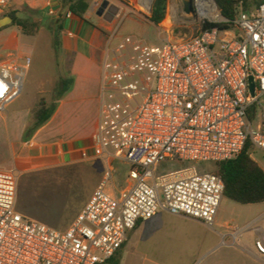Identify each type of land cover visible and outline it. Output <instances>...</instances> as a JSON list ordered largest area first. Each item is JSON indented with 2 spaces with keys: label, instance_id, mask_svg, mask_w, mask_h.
<instances>
[{
  "label": "built area",
  "instance_id": "obj_1",
  "mask_svg": "<svg viewBox=\"0 0 264 264\" xmlns=\"http://www.w3.org/2000/svg\"><path fill=\"white\" fill-rule=\"evenodd\" d=\"M191 2L192 14L182 4L168 7L170 28L225 22L214 0ZM0 9L13 11L14 0H0ZM164 33L160 45L125 36L104 62L93 149L126 161L130 184L109 193V169L70 228L57 231L17 210L20 174L0 168V264H106L140 222L161 211L214 227L225 183L199 165L235 160L248 142L264 153V4L246 12L241 2L231 29L191 38ZM31 62L0 64V111L21 95ZM163 163L178 169L159 173ZM228 227L236 243L242 234ZM255 248L264 256V234Z\"/></svg>",
  "mask_w": 264,
  "mask_h": 264
},
{
  "label": "crops",
  "instance_id": "obj_2",
  "mask_svg": "<svg viewBox=\"0 0 264 264\" xmlns=\"http://www.w3.org/2000/svg\"><path fill=\"white\" fill-rule=\"evenodd\" d=\"M106 1L115 10L112 15H109L108 11L105 13L100 11ZM113 1L116 2L115 6L112 5ZM50 2L54 15L49 14ZM124 2V0H102L97 6L96 0H91L90 9L82 19L70 13L62 0H14L13 11L20 12V15L27 10L39 12L40 15L35 16L34 19L48 31L46 18L65 17L62 32L63 48L65 55L73 54L74 56L71 74L75 77V84L72 91L59 102L51 120L28 140H24V136L31 122L32 112L37 107L41 96L46 95V89H39L33 96L23 89L21 95L9 104L5 111H0V168L14 169L20 175L66 167L70 169L69 166L83 161L81 153L86 150L91 154L88 162L99 167L82 200L75 202L73 195H69L65 202L64 200L59 203L52 202L56 210L53 213L56 215L55 218L46 216L41 211L51 206L47 198L39 195V197L27 199L26 206H21V201L17 200V210L20 213L50 228L57 227L53 226L54 222L61 225L62 231L70 228L88 203L93 188L100 184L107 170L113 168L117 160L107 155L102 157L95 155L93 137L100 119L99 92L104 62L111 50L115 49V46L125 37L119 35L121 27L115 31L112 30L115 20L126 9ZM8 13L0 9V19ZM128 20L134 27L142 28V23L139 21L132 18ZM39 35L40 30L36 36H26L17 26L9 25L1 28L0 51L2 53L17 52L18 58L24 56L23 52L29 51L27 57L31 58L32 52L38 46ZM15 62L18 63V61ZM91 102H96V106H91ZM79 171L84 180L93 173L92 170L85 168ZM108 191L114 195L120 194L112 188H108ZM68 201L69 203L73 201L72 204L77 208L71 209L73 216L66 217L64 207L69 206ZM257 206L260 212L253 220L257 224L253 228V233L249 234L247 226L238 229L242 235L238 237L236 243L233 242V232L228 227L229 223L218 220V216L214 227H209L201 221L164 212L165 218L160 219L155 225H148L142 229L141 240L145 250L149 251L157 245L159 252L163 255L158 263L149 261V264H264V256L260 255L255 248L256 238L264 234V204H257ZM49 219L55 221L51 223ZM153 219L140 222L129 234L122 251L121 264H126L124 256L133 236L145 222H151Z\"/></svg>",
  "mask_w": 264,
  "mask_h": 264
},
{
  "label": "rangeland",
  "instance_id": "obj_3",
  "mask_svg": "<svg viewBox=\"0 0 264 264\" xmlns=\"http://www.w3.org/2000/svg\"><path fill=\"white\" fill-rule=\"evenodd\" d=\"M124 1L126 9L115 20L112 27L113 31L121 27L119 35L122 37L126 35H134L145 40L151 45H160L166 39V34L164 33L165 31L169 30V32L175 38H191L199 31L197 25H192L187 21L170 28L168 17L161 26H155L149 20L151 11L144 9L143 7L145 0ZM152 2L154 3V0ZM96 5L99 6L97 1ZM112 5L115 6L116 2L113 1ZM174 5L180 7L181 0L168 1V7ZM129 18L135 19L142 23V28L134 27L132 22L128 20ZM38 39V46L31 55V67L27 70L23 89H25L27 93L31 94L32 96L33 94L37 93L39 89H46L47 92L44 96L48 100L49 104H51L57 101L54 91L60 77L71 74L74 56L73 54H64L59 59L56 57L52 46V35L50 31L46 30L45 26L40 27V35ZM28 53L29 51L23 52L22 55L24 56L22 58H18L17 52L2 53L0 51V64L15 61L24 64ZM261 103L264 108V97H262ZM90 105L96 106V102H91ZM260 113L261 112L259 111V114ZM254 127L256 128V124H254ZM250 153L252 158L264 169V153L257 151L254 148H251ZM199 166L201 171H213L215 173L218 172L217 164H201ZM69 167L70 169L66 167L61 169L33 172L27 175H20L18 184V202L21 201V206H26L28 203L26 201L34 197H39V195L43 198H47L48 203H51V206L49 208H43L41 211L46 216L50 215L51 218H55L56 215L53 213H55L56 210L52 202L55 201V203H59L62 200L65 202V200L67 201L66 198H68L69 195H73L75 202L82 200L90 188V185L92 184L93 177L98 173L99 167L94 166V164L89 163L88 161H80ZM84 168L93 171V173L89 176L91 178L88 177L87 180L82 179V174L79 173V169ZM110 169L113 171L114 178L113 182L110 183L108 188H112L117 192H121L124 187L130 184V180L128 178L130 165L122 159H117L114 162V167ZM175 169H178L177 165L163 163L160 166L159 173H167ZM97 187H94L91 193ZM72 202L73 201L69 203L68 201L69 206H66V208L64 207V209H66V217H68V215L73 216L71 215L73 212L71 209L74 208L76 210L77 208L74 204H72ZM256 207L258 206L237 204L224 198L219 208L218 220L222 221L223 223L234 225L239 230L247 226V228L249 227V234H252L253 228L255 225H257L253 220L260 212ZM165 215L166 214L164 212H160L159 215L156 216L151 222H145L144 226H142L133 236L129 243L127 253L124 256L126 264H149V261L158 263L159 259L162 258L163 255L159 252L157 245H154V247L149 251L145 250L141 240V233L143 227L145 228L148 227V225L152 226L157 224L160 219L165 218ZM49 220L51 223L55 221L54 219ZM53 226H57L53 229L62 231V227L61 225H58V223L54 222Z\"/></svg>",
  "mask_w": 264,
  "mask_h": 264
},
{
  "label": "trees",
  "instance_id": "obj_4",
  "mask_svg": "<svg viewBox=\"0 0 264 264\" xmlns=\"http://www.w3.org/2000/svg\"><path fill=\"white\" fill-rule=\"evenodd\" d=\"M68 11L82 19L85 18L90 9L91 0H62ZM169 0H154L149 20L155 26H161L167 18ZM225 22L205 23L195 36L207 29L218 28L219 30L231 29L239 13V5L242 2L243 10L252 12L264 4V0H214ZM39 12L27 10L13 11L5 15L11 17V26H17L26 36H36L40 30L41 23L35 21ZM45 23L52 35V46L56 57L59 59L64 55L62 32L64 30L65 17L57 19L46 18ZM75 77L69 74L60 77L55 88L54 95L57 101L49 104L45 96H41L37 107L33 110L31 122L25 132L24 140H28L33 134L51 120L57 110L59 102L64 99L73 89ZM258 89V87H257ZM253 116L249 114V119ZM251 143L245 147L243 153L235 160L217 164V174L225 183L224 198L241 205L264 204V169L251 156ZM124 248V246H123ZM123 248L106 264H121Z\"/></svg>",
  "mask_w": 264,
  "mask_h": 264
},
{
  "label": "water",
  "instance_id": "obj_5",
  "mask_svg": "<svg viewBox=\"0 0 264 264\" xmlns=\"http://www.w3.org/2000/svg\"><path fill=\"white\" fill-rule=\"evenodd\" d=\"M109 4L108 1L103 3V7L104 9L107 7V5ZM181 4H182V10L183 12L187 13V14H192L193 12V8H192V2L191 0H181ZM13 23V19L11 17H4L2 19H0V29L4 28L6 26L12 25ZM250 82H251V92L254 93L255 92V84L253 83V78L250 77Z\"/></svg>",
  "mask_w": 264,
  "mask_h": 264
},
{
  "label": "flooded vegetation",
  "instance_id": "obj_6",
  "mask_svg": "<svg viewBox=\"0 0 264 264\" xmlns=\"http://www.w3.org/2000/svg\"><path fill=\"white\" fill-rule=\"evenodd\" d=\"M100 11H102V13H105L106 11H108L109 15H112L114 13V8L111 7L110 3L107 5V7L104 9L103 5L101 6Z\"/></svg>",
  "mask_w": 264,
  "mask_h": 264
}]
</instances>
